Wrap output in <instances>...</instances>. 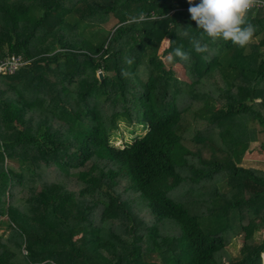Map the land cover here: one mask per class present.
Instances as JSON below:
<instances>
[{
  "label": "trees",
  "instance_id": "obj_1",
  "mask_svg": "<svg viewBox=\"0 0 264 264\" xmlns=\"http://www.w3.org/2000/svg\"><path fill=\"white\" fill-rule=\"evenodd\" d=\"M188 8L0 0V61L27 62L0 75V264H264V163H242L264 152V16L257 43L196 53Z\"/></svg>",
  "mask_w": 264,
  "mask_h": 264
},
{
  "label": "clouds",
  "instance_id": "obj_2",
  "mask_svg": "<svg viewBox=\"0 0 264 264\" xmlns=\"http://www.w3.org/2000/svg\"><path fill=\"white\" fill-rule=\"evenodd\" d=\"M188 13L195 22L200 35L194 36L188 28H184L183 36L189 39L192 50L196 53L207 51L208 44L218 41L231 42L239 48H247L254 39L257 28L248 20V13L253 7L264 6V0H187ZM143 14L140 19L142 20ZM179 58L185 63L192 60L191 53L185 51L183 46L174 48L169 53V58ZM124 63L131 67L134 59L123 57ZM128 68H122L121 73L125 78L131 76Z\"/></svg>",
  "mask_w": 264,
  "mask_h": 264
},
{
  "label": "rangeland",
  "instance_id": "obj_3",
  "mask_svg": "<svg viewBox=\"0 0 264 264\" xmlns=\"http://www.w3.org/2000/svg\"><path fill=\"white\" fill-rule=\"evenodd\" d=\"M263 9V8H262ZM257 10H254V12H256ZM259 12L262 13V15L264 16V10H258ZM263 11V12H262ZM260 39V37L258 38H254L252 43H257L258 40ZM168 46V42L167 40L163 41L160 46H159V50H158V54L162 57L163 60H165L167 58L166 55H164V50L167 48ZM100 74H102L100 71H98L97 76L99 77ZM67 102L69 107L71 106V102L69 100V96H67ZM119 135L115 136V138L112 140L113 144L115 146H122L124 143H131L133 141V138L137 135V134H131L130 132V128L124 126L123 124L120 125L118 132ZM243 166H247V167H255V168H261V165L264 163V152L260 149V144L257 142H253L250 144L248 151L246 152L244 158H243ZM7 166L10 167H14V163H10L7 162ZM74 185V184H73ZM221 192H224V188L220 187ZM139 216L145 220L147 223H150V219L147 218V215L145 213H140ZM7 229H5L4 227H2L0 229V234H5ZM256 238L258 239H263L264 235L263 234H257ZM241 245V238L237 237L235 239L234 242L231 243V245H229L227 251H224L223 253L220 254V261L225 262L227 261L229 258L234 257L238 254V249ZM263 259V257H262Z\"/></svg>",
  "mask_w": 264,
  "mask_h": 264
},
{
  "label": "built area",
  "instance_id": "obj_4",
  "mask_svg": "<svg viewBox=\"0 0 264 264\" xmlns=\"http://www.w3.org/2000/svg\"><path fill=\"white\" fill-rule=\"evenodd\" d=\"M251 10H264V6L253 7ZM26 63L20 55L8 56L0 61V75H13Z\"/></svg>",
  "mask_w": 264,
  "mask_h": 264
},
{
  "label": "water",
  "instance_id": "obj_5",
  "mask_svg": "<svg viewBox=\"0 0 264 264\" xmlns=\"http://www.w3.org/2000/svg\"><path fill=\"white\" fill-rule=\"evenodd\" d=\"M98 78L101 80L103 78L102 74H100V76Z\"/></svg>",
  "mask_w": 264,
  "mask_h": 264
}]
</instances>
